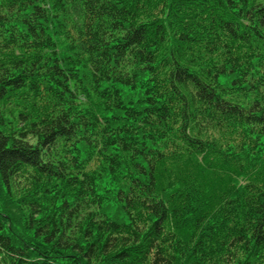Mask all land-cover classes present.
Returning a JSON list of instances; mask_svg holds the SVG:
<instances>
[{
  "label": "trees",
  "instance_id": "trees-1",
  "mask_svg": "<svg viewBox=\"0 0 264 264\" xmlns=\"http://www.w3.org/2000/svg\"><path fill=\"white\" fill-rule=\"evenodd\" d=\"M0 264H264V0H0Z\"/></svg>",
  "mask_w": 264,
  "mask_h": 264
}]
</instances>
